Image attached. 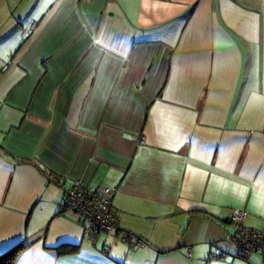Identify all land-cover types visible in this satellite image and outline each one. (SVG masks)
Instances as JSON below:
<instances>
[{"label": "crops", "instance_id": "obj_1", "mask_svg": "<svg viewBox=\"0 0 264 264\" xmlns=\"http://www.w3.org/2000/svg\"><path fill=\"white\" fill-rule=\"evenodd\" d=\"M49 174L114 188L117 228L90 238ZM232 210L264 230V0H0V255L263 264Z\"/></svg>", "mask_w": 264, "mask_h": 264}, {"label": "built area", "instance_id": "obj_2", "mask_svg": "<svg viewBox=\"0 0 264 264\" xmlns=\"http://www.w3.org/2000/svg\"><path fill=\"white\" fill-rule=\"evenodd\" d=\"M143 142V138H139ZM47 182L62 189L61 209L77 216L86 224V231L90 238L105 234L117 228L118 220L111 207V200L115 189L110 187L89 188L79 181H74L65 187V179L55 175H47ZM247 212L232 210L228 213L227 221L234 229L229 241L235 248L234 257L247 260L251 255L258 254L264 264V230H255L245 225ZM132 241L134 249L143 246V242L130 233L122 236V240ZM228 257L226 254H213L209 260Z\"/></svg>", "mask_w": 264, "mask_h": 264}, {"label": "trees", "instance_id": "obj_3", "mask_svg": "<svg viewBox=\"0 0 264 264\" xmlns=\"http://www.w3.org/2000/svg\"><path fill=\"white\" fill-rule=\"evenodd\" d=\"M27 247L25 243H19L6 253L0 255V264H15L19 254Z\"/></svg>", "mask_w": 264, "mask_h": 264}, {"label": "rangeland", "instance_id": "obj_4", "mask_svg": "<svg viewBox=\"0 0 264 264\" xmlns=\"http://www.w3.org/2000/svg\"><path fill=\"white\" fill-rule=\"evenodd\" d=\"M27 16V15H26ZM30 22H33V21H30ZM27 29H29V24L27 25Z\"/></svg>", "mask_w": 264, "mask_h": 264}]
</instances>
